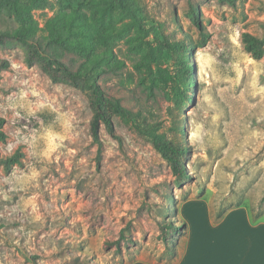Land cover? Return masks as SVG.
I'll return each mask as SVG.
<instances>
[{
  "label": "rangeland",
  "instance_id": "obj_1",
  "mask_svg": "<svg viewBox=\"0 0 264 264\" xmlns=\"http://www.w3.org/2000/svg\"><path fill=\"white\" fill-rule=\"evenodd\" d=\"M23 1L31 21L44 28L62 8H87L90 0ZM189 4L201 29L187 16ZM139 6L150 33L142 40L133 30L111 44L123 67L107 69L97 81L109 100L186 147L190 180L175 187L166 162L119 118L115 136L102 127L95 143L84 94L27 65L20 44L1 46L9 67L0 71L6 134L0 159L22 157L9 170L0 165V264H177L188 246L189 220L195 230L193 216L202 230L204 216L215 225L242 209L252 225L264 227V47L255 58L245 41L246 34L264 35V0H140ZM124 17L114 12L112 23ZM2 20L0 26L14 27L12 19ZM164 35L188 43L189 104L176 86L186 89L168 77L174 60L156 42ZM29 40L48 63L58 56L78 71L87 61L49 43L46 33ZM128 42L137 43V52ZM151 48V71H137ZM164 217L186 223L168 245L159 238Z\"/></svg>",
  "mask_w": 264,
  "mask_h": 264
},
{
  "label": "trees",
  "instance_id": "obj_2",
  "mask_svg": "<svg viewBox=\"0 0 264 264\" xmlns=\"http://www.w3.org/2000/svg\"><path fill=\"white\" fill-rule=\"evenodd\" d=\"M139 3L140 0H90L87 8L71 7L66 10L62 8L57 15L46 19L44 28H40L37 23L31 21L32 8L26 2L23 0H0V20L12 19L14 22V27L8 28L6 23L4 26H0V47L9 43L20 44L25 49L27 65H37L52 82L66 84L84 94L92 113L90 134L95 143H100L99 136L102 127H105L109 134L115 136L113 119L119 118L131 128L133 133L150 143L151 147L168 165L174 178V186L182 188L190 180L184 164L186 147L159 134L156 124L148 123L141 117L139 118L138 114L126 110L119 101L109 100L97 81L107 69L114 71L123 67L122 61L114 59L111 44L123 39L133 30L138 32V37H142V40L150 33L149 29L152 27L147 30L143 27L142 17L139 14L141 11ZM114 12H120L125 16L122 22L112 23ZM187 16L195 26L201 29L200 14L192 4H189ZM40 32L46 33L49 43L86 56L87 61L78 71L68 69L60 62L58 56H54L52 62L48 63L41 56L38 46L29 40L31 36ZM245 41L246 49L251 51L255 58L262 57L264 35L255 37L246 34ZM156 42L159 50L172 56L174 73L168 77L179 82L186 89V92H181L176 86L181 99L184 100V103L189 104L192 102L189 92L194 88V81L187 57L190 52L188 43L185 40H174L165 35L162 40L156 39ZM100 46L103 47L102 50H98ZM137 49V43L128 42L130 52L135 53ZM153 51L154 49L151 48L144 54L145 57L135 64L137 71L143 72L145 69L151 71V65L155 62ZM8 67V61L0 57V71L6 70ZM149 80L150 83L153 82V80ZM4 124L5 119L0 117V142L6 139L3 130ZM180 130L182 131V129ZM21 157V153L16 152L12 156L0 159V165L5 170H9L11 166L20 162ZM261 201L264 202V195ZM168 203L172 205V209H175L176 203L173 198H169ZM166 210L169 212V209ZM185 229L184 221L177 225L173 220L166 221L164 217L163 222L159 225V238L168 245L172 242V236L175 233L183 234ZM121 237L125 238L123 232ZM121 243L120 239L116 242L119 248Z\"/></svg>",
  "mask_w": 264,
  "mask_h": 264
},
{
  "label": "crops",
  "instance_id": "obj_3",
  "mask_svg": "<svg viewBox=\"0 0 264 264\" xmlns=\"http://www.w3.org/2000/svg\"><path fill=\"white\" fill-rule=\"evenodd\" d=\"M192 220L195 230L189 220L188 246L177 264H264V227L252 225L242 209L213 226L204 216L202 230L195 216Z\"/></svg>",
  "mask_w": 264,
  "mask_h": 264
}]
</instances>
